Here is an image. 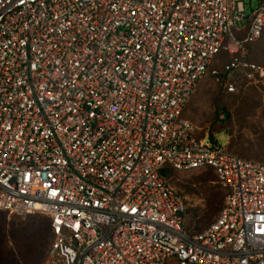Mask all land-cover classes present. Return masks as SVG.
<instances>
[{
  "label": "built area",
  "instance_id": "built-area-1",
  "mask_svg": "<svg viewBox=\"0 0 264 264\" xmlns=\"http://www.w3.org/2000/svg\"><path fill=\"white\" fill-rule=\"evenodd\" d=\"M263 32L264 0H0V213L48 215L47 264H264V164L183 117L222 51L264 83ZM165 167L215 171L203 233Z\"/></svg>",
  "mask_w": 264,
  "mask_h": 264
},
{
  "label": "rangeland",
  "instance_id": "rangeland-1",
  "mask_svg": "<svg viewBox=\"0 0 264 264\" xmlns=\"http://www.w3.org/2000/svg\"><path fill=\"white\" fill-rule=\"evenodd\" d=\"M243 1L247 13H250L251 7L257 6V0ZM249 50V59L263 66V37L251 45ZM222 56L224 55L212 60L208 72L197 84L185 107L184 118L198 129L199 137L206 134L204 143L210 142L207 134L211 133L213 136L216 134V141L220 146L228 147L238 156L264 163V85L249 84L241 72H237L233 82L223 76L214 75L215 72L222 73L224 66ZM230 84L233 88H230ZM226 115L228 118L222 121ZM197 174L200 173L192 171L188 176ZM23 218L36 223L41 220L46 232L51 228L49 219L40 214ZM0 220L7 225L11 223L12 216L2 212ZM10 244H12L10 237L0 236V255L10 247ZM47 260L38 264H47Z\"/></svg>",
  "mask_w": 264,
  "mask_h": 264
},
{
  "label": "trees",
  "instance_id": "trees-1",
  "mask_svg": "<svg viewBox=\"0 0 264 264\" xmlns=\"http://www.w3.org/2000/svg\"><path fill=\"white\" fill-rule=\"evenodd\" d=\"M262 37L264 40V32L260 39ZM249 48L248 61L253 62L249 59ZM219 55H224L221 59L222 62H224L221 73L222 75L218 74V72H215L214 75L219 77L223 76L225 79H229L233 82L236 78L237 72L229 73L224 69V67L231 62L233 56L225 51H222L216 55L214 59ZM245 81L251 85H264V83L254 84L246 79ZM227 118L228 115H226L225 119L222 118V121H225ZM207 135L211 142H217L216 134L215 136L211 133ZM225 148L229 152L233 153L228 147ZM239 157L244 158L242 156ZM244 159L250 160L247 158ZM258 163L264 164L262 162ZM197 171L200 174L188 176L190 172L175 171L169 167H165L163 169V173L168 178V184L171 190L184 203L185 210L182 214V228L184 233L188 236H195L203 233L217 220L222 211L225 197V191L220 186L214 170L205 169ZM179 177L183 178L180 179ZM34 214H40L49 219L48 215L44 213H33L23 216L10 214L12 216V220L11 223L7 225H5L4 221L0 220V236L6 235L10 237L12 241L10 247L6 249L2 255H0V262L2 264H38L45 262L48 259L53 241L52 230L50 228L47 232L44 231V225L41 220L36 223L32 222L30 219L23 218Z\"/></svg>",
  "mask_w": 264,
  "mask_h": 264
}]
</instances>
